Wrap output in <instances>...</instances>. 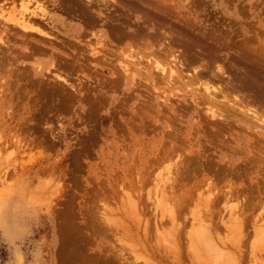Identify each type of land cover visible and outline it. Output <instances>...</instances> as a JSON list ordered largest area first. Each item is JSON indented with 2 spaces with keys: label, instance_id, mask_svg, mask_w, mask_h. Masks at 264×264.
I'll list each match as a JSON object with an SVG mask.
<instances>
[{
  "label": "rangeland",
  "instance_id": "obj_1",
  "mask_svg": "<svg viewBox=\"0 0 264 264\" xmlns=\"http://www.w3.org/2000/svg\"><path fill=\"white\" fill-rule=\"evenodd\" d=\"M11 1L0 0V17L18 10ZM43 1L60 21L59 31L45 26L57 40L27 37L0 18V123L12 114L8 123L21 126L17 132L8 123L0 127L6 143L0 151V264H89L92 257L119 256L129 263L139 258L137 264H225L226 257L264 264V130L227 105L250 92L242 79L251 66L243 57L264 51V0H107L100 18L77 0ZM166 46L180 57L186 80L168 85L125 72L129 53L144 65L136 53ZM92 49L100 51L97 58ZM218 68L222 77L206 73ZM194 73L205 77L189 80ZM222 79L242 93L228 89L223 100L217 91ZM204 83L216 88L215 103L203 97ZM210 109L226 121L211 118ZM30 136L34 145L25 144ZM179 167L184 174H177ZM241 187L257 193L246 190L254 205L242 247L240 234L224 225L243 208V196L234 193L219 204L223 221L212 232L214 245H221L216 234L227 244L211 249L210 258L199 251V258L200 223H211L206 198ZM177 244L182 258L174 254Z\"/></svg>",
  "mask_w": 264,
  "mask_h": 264
},
{
  "label": "bare ground",
  "instance_id": "obj_2",
  "mask_svg": "<svg viewBox=\"0 0 264 264\" xmlns=\"http://www.w3.org/2000/svg\"><path fill=\"white\" fill-rule=\"evenodd\" d=\"M60 1V0H59ZM18 2H19V0H18ZM69 2V1H68ZM77 4L81 7V8H84V9H89L90 11H91V13H95L94 15H92L93 17L94 16H96V17H98V18H100V17H102L103 15H104V13L103 12H105V11H103L102 9H101V4L102 5H107L108 4V2H107V0H77ZM17 0H12L11 1V4L13 5V10H16V9H18L16 12H14V14H12L11 16L9 15V14H11L12 12H9L8 13V15H9V17L6 19V16L4 17V15L2 16L1 15V17H3V19L6 21V22H8V24L9 23H12L13 24V26L11 27V29L12 30H15V31H17V30H19L20 32H22V33H24L25 34V36H27V37H30V36H33V35H37V36H39V37H41V38H43L42 40H50V39H55V40H57V38H55V37H53V34L51 33V32H49V31H47V29L45 30V26L46 27H48V28H51L52 30H56V31H59V29H58V27H57V25L56 24H58V23H60V21L59 20H56L53 16H51V10H48V7L46 6V2L45 1H43V0H21L20 1V3H17ZM67 3V2H66ZM70 3V2H69ZM68 3V4H69ZM52 4H54V3H52ZM61 4H63L62 2H61ZM67 4V5H68ZM120 4V3H119ZM11 5V6H12ZM32 5V6H31ZM75 5V4H74ZM17 6H18V8H17ZM66 6V5H65ZM76 6V5H75ZM1 7V6H0ZM62 7V6H61ZM70 7H71V4H70ZM66 9H68V8H66ZM70 9V8H69ZM108 10V9H107ZM0 11H2V10H0ZM88 11V10H87ZM86 11V12H87ZM5 12H8V11H4L3 12V14L5 13ZM0 14H2L1 12H0ZM7 14V13H6ZM0 17V18H1ZM105 17V16H104ZM3 20V21H4ZM67 25V24H66ZM10 28V27H9ZM8 28V29H9ZM19 31H17V32H19ZM63 33H66L67 34V32H63ZM68 35V34H67ZM22 36V35H21ZM75 36V35H74ZM142 38H145V37H143L142 36ZM75 40H79V37H75ZM139 41H141V40H139ZM80 42V41H79ZM148 44V43H147ZM80 46V45H79ZM147 47V46H146ZM162 47V46H161ZM161 47H159V48H157L156 50H151L148 54H146L145 56H143V55H140V54H138V53H136V56H138V57H140V59H144V65H142L143 63H142V61L140 62L139 61V58H136L134 55H130L131 53H129L128 55L129 56H126V57H128V59L127 60H124L125 62L123 63L124 65V70H125V72H129L130 70L132 71H135L136 73H137V71H138V73L140 72L144 77H145V79L147 80V81H150V82H156V79L157 78H160V80H166V83L169 85V83H171L175 78H177L178 80H181V81H184V80H186V77L185 76H183V68H182V66H184V64L182 63V61H180V57L178 56V55H176L177 53L172 49V48H170V47H164V48H161ZM131 48H134V47H131ZM254 50V49H253ZM140 51V50H139ZM259 51V50H258ZM100 52V51H99ZM99 52L97 51V50H95V49H92L91 50V55H93L94 57H96L97 55H99ZM146 52V51H145ZM22 53V52H21ZM134 53V54H135ZM255 54V53H254ZM101 55V54H100ZM257 55V54H256ZM125 56V55H124ZM142 56V57H141ZM125 57V58H126ZM97 58V57H96ZM244 59H247V61H249L250 62V66H251V68L250 69H248L249 67H247V73L245 74V77L242 79L244 82H245V85H246V88H245V91H250L248 94H244V96L243 97H239L240 98V100H238V101H236V100H233V101H231V100H229L228 102H227V105L229 106V107H231V108H233L234 110H235V106H237V108H239V111H241V109L243 110V111H241V115L242 116H244V117H247L248 119H249V121L248 122H251L253 125H255V128L258 130V129H262V130H264V51H261L260 52V54H258L257 56H254L253 55V53L251 52H249V51H247V53L245 54V56L243 57ZM134 59H138L137 61H134ZM120 61V60H119ZM252 63V64H251ZM249 64V63H248ZM120 65V64H119ZM51 67H53V66H51ZM121 67V66H120ZM220 67V66H219ZM253 67V68H252ZM221 68V67H220ZM50 70V69H49ZM215 72L219 75H221L220 77H222L223 76V74H224V72H223V70L222 69H214V70H211L210 72L209 71H207L206 73L209 75V76H215ZM44 72H42V71H35L34 70V75H36V76H42V78H44V74H43ZM49 73V72H48ZM258 73L260 74V75H258ZM216 74V75H217ZM125 75H126V73H125ZM204 74H196V73H194V76H193V78H188L189 80H192V79H194V80H196V79H198V80H201V78H203V77H205V76H203ZM217 75V76H218ZM58 75H56L55 77H57ZM230 76V75H229ZM58 77H60V76H58ZM227 76H225V78H226ZM232 77V76H231ZM57 79V78H56ZM60 79H61V77H60ZM59 79V80H60ZM221 79V78H220ZM43 80V79H42ZM58 80V79H57ZM46 81H47V79H46ZM61 81V80H60ZM222 82H225L223 79L221 80ZM179 82V81H178ZM191 82V81H190ZM206 82V81H205ZM42 83H43V81H42ZM64 83V82H63ZM62 83V84H63ZM175 83V82H174ZM173 83V84H174ZM189 83V82H188ZM39 84V83H38ZM66 84V83H65ZM165 84V83H164ZM190 85V84H189ZM230 85V82H225L224 83V85H223V87L222 88H219V90H217L218 92H220V96H221V98L223 99V100H225L226 99V97H225V93L224 92H228L229 93V91H228V89H231V91H232V93H235V94H241L242 93V91L241 90H239L238 89V87L237 86H229ZM70 87V86H69ZM203 89H202V91L204 92V95H203V97H205V99L208 101V102H210V103H215V101L217 100V97H218V95H217V92H215L214 90L216 89L214 86H210L208 83H204L203 84ZM49 89H50V87H48ZM72 88V87H71ZM171 88V87H170ZM243 88V87H242ZM2 87H0V94L1 93H3L2 92ZM75 89V88H74ZM244 89V88H243ZM248 89V90H247ZM76 90V89H75ZM198 91V90H197ZM244 91V90H243ZM76 92V91H75ZM199 92V91H198ZM197 92V93H198ZM47 93V92H46ZM78 93V92H77ZM244 93V92H243ZM197 96H199V95H197ZM229 96V95H228ZM227 96V97H228ZM240 96V95H239ZM1 97H2V95H1ZM203 97H201L202 99H203ZM233 97V96H232ZM200 98V97H199ZM205 101V100H204ZM194 103V102H193ZM229 104H232V106L231 105H229ZM212 105V104H211ZM200 106V105H199ZM210 106V105H209ZM4 107V106H3ZM3 107H2V109L1 110H3ZM10 108V107H9ZM228 108V107H227ZM213 109V108H212ZM212 109H210V116H211V118H213V119H217V118H221V119H219V120H221V122L222 121H224V120H222V119H225V118H223L222 117V115H219V114H217L216 113V111H214V110H212ZM232 109V110H233ZM231 110V111H232ZM236 111V110H235ZM135 112V111H134ZM133 112V113H134ZM237 112H238V110H237ZM8 115H10V118H13V116H12V114H8ZM239 115V114H238ZM210 116H209V118H210ZM9 118V119H10ZM2 119H4V117H1V120ZM8 119V120H9ZM227 119V118H226ZM226 119H225V121H226ZM240 119V118H239ZM8 120H6V121H3L2 123H0V127H4L7 123H8ZM218 121V120H217ZM132 125V124H131ZM228 125V124H227ZM8 127L9 128H11V129H9V130H11V132H13V131H15V132H17V130H16V128L17 127H19V130H21L20 128H21V126L20 125H16V126H14V127H12V124H10V123H8ZM25 130V129H24ZM261 130V131H262ZM259 132V131H258ZM264 132V131H263ZM19 133L20 132H18V135H16V137L18 136V137H20L21 136V134L19 135ZM12 135V134H11ZM30 135V134H29ZM28 135V136H29ZM32 135V134H31ZM259 135V134H258ZM28 136H27V138H28ZM261 136L264 138V135L263 134H261ZM56 137V136H55ZM9 138H10V136H9ZM8 138V139H9ZM24 138H26V137H24ZM30 138H31V136L29 137V141L27 140H25V139H23V140H25V144L27 143V142H29L28 144H35L34 142L35 141H32L33 139H31V142H33V143H30ZM19 139V138H18ZM20 140V145H21V142L23 143V141L21 140V139H19ZM58 140V139H57ZM264 140V139H263ZM5 141H6V138H5ZM10 141H11V139H10ZM169 141V140H168ZM3 141H1L0 142V151H1V148L3 147V145H5L6 143H2ZM9 142V141H8ZM7 142V143H8ZM15 142V141H14ZM17 142V141H16ZM37 143V142H36ZM27 144V145H28ZM8 145V144H7ZM24 145V144H23ZM26 146V145H25ZM175 147H177L176 145H175ZM6 148V147H5ZM170 148V147H169ZM168 148V149H169ZM15 149H16V146H15ZM59 149V148H58ZM167 149V148H166ZM2 150H3V148H2ZM27 150V149H26ZM20 150H18V152H19ZM22 151V150H21ZM169 151H171V150H169ZM174 151V150H173ZM23 152V151H22ZM172 152V151H171ZM170 153V152H169ZM176 154V153H175ZM166 155V154H165ZM167 156V155H166ZM0 157H1V154H0ZM13 157V156H12ZM11 158V157H10ZM164 158V157H163ZM168 158V157H167ZM1 159V158H0ZM7 159V158H6ZM8 159H9V157H8ZM153 159V158H152ZM155 160V159H154ZM162 160V159H161ZM160 160V161H161ZM166 160V159H165ZM1 161V160H0ZM173 162V161H172ZM177 162V161H176ZM189 162V161H188ZM149 163V162H148ZM154 164V163H153ZM167 164V163H166ZM173 164V163H172ZM162 165V164H161ZM168 165V164H167ZM177 165V164H176ZM180 165H181V163H180ZM182 165H186V164H182ZM188 165V164H187ZM186 165V166H187ZM132 166V165H131ZM147 166V165H146ZM152 166V165H151ZM150 166V167H151ZM196 166V165H195ZM155 168V167H154ZM181 167H179L178 168V173L177 174H179V172L182 174V172L183 171H185V170H183L182 171V168L180 169ZM179 169H180V171H179ZM187 169V168H186ZM222 169V168H221ZM153 170V169H152ZM159 170V169H158ZM148 171V170H147ZM169 171V170H168ZM222 171V170H221ZM226 171V170H225ZM231 171V170H230ZM145 172V171H144ZM148 172H150V171H148ZM147 172V173H148ZM188 172V171H187ZM137 173V172H136ZM142 173V172H141ZM185 172H183V174H184ZM209 173V172H208ZM223 173H225V172H223ZM223 173H221V174H223ZM155 174V173H154ZM172 174V173H171ZM188 174V173H187ZM148 176V175H147ZM177 176V175H176ZM181 176V175H180ZM228 176V175H227ZM178 177V176H177ZM225 177V176H224ZM156 178V177H155ZM186 178V177H185ZM104 179V178H103ZM147 179V178H146ZM182 178H180L179 180H181ZM187 179V178H186ZM145 180V179H144ZM178 180V178L176 179V183H175V185H174V189H173V191L176 189V187L175 186H177L176 184H177V181ZM210 180V179H209ZM227 180V179H226ZM174 181V180H173ZM223 181V180H222ZM229 181H231V180H228V183H227V185L229 184ZM129 182V181H128ZM232 182V181H231ZM112 183V182H111ZM212 183V182H211ZM148 184V183H147ZM209 184H210V181H209ZM208 184V185H209ZM99 185V184H98ZM120 185V184H119ZM187 185V184H186ZM206 185V184H205ZM211 185V184H210ZM217 185V184H216ZM232 185V184H231ZM141 186V185H140ZM166 186V185H165ZM170 186V185H169ZM172 186V185H171ZM207 186V185H206ZM119 187V186H118ZM182 187V186H181ZM180 187V188H181ZM209 187V186H208ZM228 187H229V185H228ZM264 187V186H263ZM163 188H164V186H163ZM170 188V187H169ZM232 188V187H231ZM243 187H241V190H239L238 188H237V190H232V191H229V193H227V195L226 194H224L223 195V193H226V192H219V195L216 197H213L214 196V194H213V196H211V197H213L212 199L210 198V196H209V199L210 200H207L208 199V197L206 198V202L207 203H205V205L207 204V207L209 208H207L206 210H207V218H208V220L212 223H205V222H203L204 223V225L202 224V222L200 223V230L202 231V232H204V234L206 235H203V236H205V237H203V236H201V234H199L200 236H201V238H203L204 239V241H202L203 242V245L204 246H201V248L203 249H201V248H199L200 246L199 245H201V242H199V244H198V248H199V250L197 249V247H196V249H193V251L195 250V252L198 250V256L200 255V252H204L203 253V255H206V252H207V254H208V256H209V258H210V255H213L212 253L214 252H211L212 250H214V247L216 246V244L214 245V243H215V236L213 237L212 236V232L214 231V235H215V233L217 232L218 233V229L215 227V225H217L216 224V221L218 220V219H220V221L222 220L223 221V219L221 218V214H223V213H221L220 212V210H218L217 211V208H218V206H219V204L221 203V201H228V200H232V198H234V196L237 194V195H242L243 196V200L241 201L242 202V206H241V208L242 209H239V210H241L240 212H239V214L240 215H238V214H236V216L238 215L239 217V219L238 218H230V219H232V221H233V223H235V224H233V223H231L232 221L230 220L228 223L226 222V224L224 223V225L227 227V229L228 228H230L231 229V231H230V229H224L225 231H228V232H230L231 234H234V233H236V234H240L239 235V241H237L236 242V244L238 243V246H241L242 247V245H239V244H241V240L243 239V237L244 238H246V234L247 233H245V231L247 230V225L251 222V218L249 217V216H251V215H249L248 216V211L247 210H249L250 209V204H252V205H254L253 203V200L250 202V197H249V199H247V195H246V193L248 194V192L250 191V192H252L251 191V189H245V188H243ZM251 188V187H250ZM260 188V187H259ZM172 189V188H171ZM236 189V188H235ZM135 190V189H134ZM187 190V189H186ZM192 190V189H191ZM196 190V188L194 189V191ZM208 190H210V192H211V189L210 188H208ZM227 190V189H226ZM228 190H230V188L228 189ZM246 190H248V192L246 191ZM257 190V189H256ZM262 190V189H261ZM141 191V190H140ZM171 191V190H170ZM172 191V192H173ZM201 191V190H200ZM199 191V192H200ZM222 191V190H221ZM225 191V190H224ZM246 191V192H245ZM171 192V193H172ZM209 192V191H208ZM245 192V193H244ZM249 192V194L248 195H250L251 193ZM259 192V191H258ZM162 193V192H161ZM160 193V194H161ZM207 193V192H206ZM234 193H236L235 195H234ZM255 193V192H254ZM264 194V192L263 191H261V193H259V196L261 195V194ZM88 194V193H87ZM164 194V193H163ZM177 194V193H176ZM244 194H245V196H244ZM257 194V193H256ZM256 194H254V195H256ZM201 195V194H200ZM236 195V196H237ZM252 195H253V193H252ZM254 195L253 196H251V197H254ZM165 196V195H164ZM172 196H173V194H172ZM177 195H175V198H177L176 197ZM259 196H258V198H259ZM263 196V195H262ZM261 196V197H262ZM197 197V196H196ZM260 197V198H261ZM85 198V197H84ZM172 198V197H171ZM202 198V197H201ZM239 198H241V197H239ZM257 198V199H258ZM163 199V198H162ZM236 199H238V198H236ZM143 200V199H142ZM189 200V199H188ZM203 200V199H202ZM239 200V199H238ZM238 200H237V202H238ZM145 201V200H144ZM165 201V200H164ZM204 201V202H205ZM135 202V201H134ZM185 202V201H184ZM203 202V201H202ZM230 202V201H229ZM240 202V203H241ZM259 202L260 201H258L257 203L259 204ZM264 202V201H263ZM131 203V202H130ZM223 204V203H222ZM221 205V204H220ZM235 205V204H234ZM239 205V204H238ZM120 206V205H119ZM145 206V205H144ZM147 206V205H146ZM256 206V205H255ZM146 208V207H145ZM181 208V207H180ZM203 208V207H202ZM255 208V207H254ZM257 208V207H256ZM229 210V209H228ZM146 211V210H145ZM209 211V212H208ZM250 211V210H249ZM253 211V210H252ZM257 212V211H256ZM259 212V211H258ZM180 213V212H179ZM179 213H177L175 216H176V221H178L179 219H181V218H183V217H180V215H179ZM209 213V214H208ZM146 214H148V213H146ZM186 214V213H185ZM232 215V214H231ZM235 215V214H234ZM257 215V214H256ZM195 216V215H194ZM233 216V215H232ZM235 216V217H236ZM180 217V218H179ZM202 217H204V216H202ZM223 217V216H222ZM260 217H261V215H260ZM193 218V217H192ZM205 219H206V215H205V217H204ZM226 218V217H225ZM254 218V217H253ZM236 219H238V221L236 220ZM255 219V220H254ZM254 219H252V220H254V221H256L257 220V218H254ZM263 219H264V217H263ZM173 220V219H172ZM236 220V221H235ZM162 221V220H161ZM180 221V220H179ZM191 221V220H190ZM193 221V220H192ZM202 221V220H201ZM204 221V220H203ZM235 221V222H234ZM263 221V220H262ZM175 222V221H174ZM194 222V221H193ZM208 222V221H207ZM258 222V221H257ZM264 222V221H263ZM162 223V222H161ZM160 223V224H161ZM179 223V224H178ZM180 223L181 222H177V224L180 226ZM222 223V222H221ZM174 224V223H173ZM176 224V225H177ZM182 224V223H181ZM206 224V225H205ZM230 224V225H234L235 227L233 228L232 226L230 227V225H229V227H228V225ZM264 224V223H263ZM163 225V224H162ZM218 226V225H217ZM224 226V227H225ZM252 226V225H251ZM258 226V225H257ZM263 227H264V225H262ZM138 227V226H137ZM154 227H157V229L159 228L158 227V225L156 224ZM153 227V228H154ZM215 227V228H214ZM256 227V226H255ZM254 227V228H255ZM133 228V227H132ZM140 228H141V226H140ZM140 228H138L139 230H140ZM152 228V227H151ZM177 228H178V226H177ZM180 229H177L178 231H177V237L179 238V236H182V233H183V230H184V225H182L181 227H179ZM260 228V227H259ZM130 229V228H129ZM142 229V228H141ZM147 229H149V228H147ZM161 229H163L162 228V226H161ZM217 229V230H216ZM233 229V230H232ZM257 229V228H256ZM256 229H255V231H256ZM132 230V229H131ZM264 230V229H263ZM260 231L259 232V234L260 233H264V231ZM142 231H144V229H142ZM195 231V230H194ZM173 232H176V231H173ZM199 232V231H198ZM234 232V233H233ZM128 233V232H127ZM131 233V232H130ZM133 233V232H132ZM199 233H201V232H199ZM221 233V232H220ZM258 236H259V234H258V232H255ZM218 235H220V234H218ZM217 234H216V238L220 241L219 243H221V245H225V244H227L226 243V241L223 239V238H220L219 239V237L220 236H222V235H220V236H218ZM226 235V234H225ZM235 235V234H234ZM254 235V234H253ZM262 236L264 235V234H261ZM261 235H260V237H261ZM227 236V235H226ZM257 236V237H258ZM232 237H234V236H232ZM235 237H236V235H235ZM238 237V236H237ZM236 237V238H237ZM259 238V237H258ZM263 238H264V236H263ZM203 239H201V240H203ZM216 239V240H217ZM227 239V238H226ZM180 240V239H179ZM217 240V241H218ZM236 240V239H235ZM251 240V239H250ZM182 241V240H181ZM216 241V243H218ZM243 241V240H242ZM230 242V241H229ZM235 242V241H234ZM234 242H231V243H234ZM195 243V242H194ZM218 243V244H219ZM244 243V242H243ZM242 243V244H243ZM150 245V244H149ZM148 245V243H147V246H148V249L146 248V250H150V253L151 254H153L154 252H155V250L151 247V246H149ZM221 245H219L220 247H221ZM144 246V245H143ZM178 246V244L176 245V247ZM179 246H180V244H179ZM179 246L176 248L175 247V249H173V251L175 252L174 254H175V256L176 257H178V258H182L183 257V255L182 254H180V249H179ZM218 246V247H219ZM231 246H233V244L231 245ZM243 246H245V245H243ZM145 247V246H144ZM213 247V248H212ZM218 247L216 246V249H218ZM221 248H223V247H221ZM228 248V247H227ZM235 248H236V246H235ZM201 249V250H200ZM212 249V250H211ZM230 249V248H229ZM237 249V248H236ZM145 250V249H144ZM221 250H223V249H221ZM239 250V249H238ZM200 251V252H199ZM224 251V250H223ZM228 251V250H227ZM243 251V250H242ZM147 252V251H146ZM160 252V251H159ZM211 252V253H210ZM226 251H224V253H225ZM236 252V251H235ZM148 253V252H147ZM202 253H201V256H203L202 255ZM221 253H223L222 251H221ZM230 253H232V252H230ZM229 253V254H230ZM234 253V252H233ZM241 253V252H240ZM111 254V253H110ZM113 254V253H112ZM115 254V253H114ZM195 254V253H194ZM197 254V253H196ZM219 254V253H218ZM227 254V253H226ZM243 254V253H242ZM241 254V255H242ZM245 254V253H244ZM154 255V254H153ZM152 255V256H153ZM161 255V254H160ZM214 255H216L215 253H214ZM236 255V254H235ZM235 255H233V256H235ZM239 255V254H238ZM119 256V255H118ZM118 256H116V257H118ZM163 256V255H162ZM201 256H199V258H202ZM221 256V255H220ZM223 256V255H222ZM231 256V255H230ZM232 256V257H233ZM217 257V256H216ZM240 257V256H239ZM238 257V258H239ZM244 257V256H243ZM243 257H242V259H243ZM94 258V259H93ZM100 258V257H99ZM95 259V257H92L91 258V260H89L88 259V263L89 264H101V262L102 261H105L104 259H107V258H104L103 260L100 258V259ZM157 258H159V257H157ZM161 258V257H160ZM222 258V257H221ZM226 258H230L225 264H227V263H230L231 261L233 262V264H234V260H233V258L231 259V257H226ZM235 258V257H234ZM247 258V257H246ZM109 259V260H108ZM107 260H106V262H104V263H102V264H115V263H119V264H137V260H139V258H136L135 259V261L134 262H127V261H125V259H124V257H121V256H119L118 258H113V259H111V258H108ZM225 259V258H224ZM237 259V258H236ZM248 259V258H247ZM252 259V258H251ZM93 260V262H91ZM94 260H98V261H94ZM101 262H100V261ZM206 261L208 260V259H205ZM210 260V259H209ZM244 260V259H243ZM156 261H157V259H156ZM205 261V262H206ZM211 261V260H210ZM223 261H225V260H223ZM222 261V262H223ZM235 261H237V264L239 263V261L238 260H235ZM100 262V263H99ZM148 262V261H147ZM150 262H151V260H150ZM161 262V261H160ZM180 262H182V259H179V263ZM208 262V261H207ZM232 262H231V264H232ZM145 264H147L146 263V260H145V262H144ZM163 263V262H162ZM211 263V262H210ZM241 263H243V262H241ZM235 264H236V262H235Z\"/></svg>",
  "mask_w": 264,
  "mask_h": 264
}]
</instances>
